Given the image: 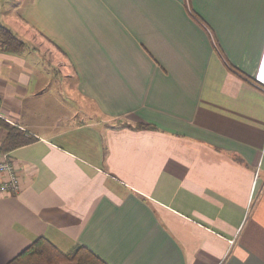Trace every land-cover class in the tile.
<instances>
[{"label":"crops","instance_id":"crops-1","mask_svg":"<svg viewBox=\"0 0 264 264\" xmlns=\"http://www.w3.org/2000/svg\"><path fill=\"white\" fill-rule=\"evenodd\" d=\"M1 120L32 142L0 264H264V0H0ZM257 85V86H255ZM146 124L147 128H135Z\"/></svg>","mask_w":264,"mask_h":264},{"label":"trees","instance_id":"trees-1","mask_svg":"<svg viewBox=\"0 0 264 264\" xmlns=\"http://www.w3.org/2000/svg\"><path fill=\"white\" fill-rule=\"evenodd\" d=\"M0 47L9 52L20 53L25 49L23 42L18 40L9 30L0 25ZM6 130L2 148L10 151L32 142V138L25 137L17 127L0 121ZM148 128L146 124H138L135 128ZM8 264H105L97 256L83 246H76L69 252H62L45 239L33 242Z\"/></svg>","mask_w":264,"mask_h":264},{"label":"built area","instance_id":"built-area-1","mask_svg":"<svg viewBox=\"0 0 264 264\" xmlns=\"http://www.w3.org/2000/svg\"><path fill=\"white\" fill-rule=\"evenodd\" d=\"M257 86V85H255ZM264 92V88L257 86ZM4 117L0 114V121ZM21 189L19 171L9 154L4 152L0 146V193L17 194Z\"/></svg>","mask_w":264,"mask_h":264}]
</instances>
